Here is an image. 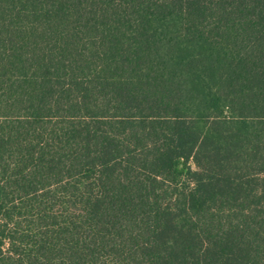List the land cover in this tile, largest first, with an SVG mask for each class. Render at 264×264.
Masks as SVG:
<instances>
[{
    "label": "trees",
    "instance_id": "obj_1",
    "mask_svg": "<svg viewBox=\"0 0 264 264\" xmlns=\"http://www.w3.org/2000/svg\"><path fill=\"white\" fill-rule=\"evenodd\" d=\"M0 264H264V0H0Z\"/></svg>",
    "mask_w": 264,
    "mask_h": 264
},
{
    "label": "rangeland",
    "instance_id": "obj_2",
    "mask_svg": "<svg viewBox=\"0 0 264 264\" xmlns=\"http://www.w3.org/2000/svg\"><path fill=\"white\" fill-rule=\"evenodd\" d=\"M190 164L194 166V163L193 162H190Z\"/></svg>",
    "mask_w": 264,
    "mask_h": 264
}]
</instances>
